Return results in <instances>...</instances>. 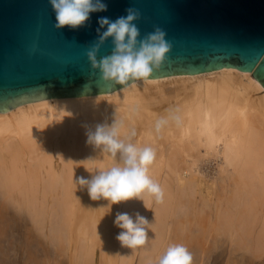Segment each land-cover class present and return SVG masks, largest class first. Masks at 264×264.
I'll list each match as a JSON object with an SVG mask.
<instances>
[{"label": "bare ground", "instance_id": "bare-ground-1", "mask_svg": "<svg viewBox=\"0 0 264 264\" xmlns=\"http://www.w3.org/2000/svg\"><path fill=\"white\" fill-rule=\"evenodd\" d=\"M170 112L180 124L157 134L156 119ZM116 121L119 139L156 150L150 174L163 203L147 195L92 200L79 185L122 164L119 153L87 142L97 125ZM212 162L218 169L206 167ZM118 213L146 218L144 246L116 239ZM31 242L69 250V264H157L176 244L192 264H264V88L237 71H216L0 115V264H26Z\"/></svg>", "mask_w": 264, "mask_h": 264}, {"label": "water", "instance_id": "water-1", "mask_svg": "<svg viewBox=\"0 0 264 264\" xmlns=\"http://www.w3.org/2000/svg\"><path fill=\"white\" fill-rule=\"evenodd\" d=\"M104 3L108 10L91 13L85 25L58 29L50 0H0V115L52 99L110 98L125 88L103 81L87 51L98 40V19L115 20L130 7L141 14L138 40L159 27L172 45L148 81L237 71L264 88V0ZM113 39L98 59L111 54Z\"/></svg>", "mask_w": 264, "mask_h": 264}, {"label": "clouds", "instance_id": "clouds-1", "mask_svg": "<svg viewBox=\"0 0 264 264\" xmlns=\"http://www.w3.org/2000/svg\"><path fill=\"white\" fill-rule=\"evenodd\" d=\"M55 13L58 29L79 28L90 19L93 12H104L108 6L104 0H50ZM140 12L135 8H127L126 15L115 20L100 17L97 29L98 40L93 42L87 51V56L93 69H98L101 79L112 85L132 87L137 81L147 82L155 72L160 71L171 52L172 45L166 39L167 33L157 27L142 40L140 29L135 23L140 18ZM101 29H106L101 31ZM114 38V48L110 55L98 59V54L108 38ZM131 82V83H129ZM174 121L181 122L178 114L171 113L156 119L154 130L157 134ZM122 122L116 121L111 127L97 125L94 131L88 133V143L102 146L113 158L119 153L122 164L114 163L111 167L99 171L91 180L80 177L79 185H88V193L92 200L110 201L119 204L131 199L144 198L145 195L154 198L159 204L164 201V190L150 174V166L156 159V150L151 146H138L125 143L118 138ZM133 130L131 136H135ZM148 221L139 213L135 219L127 213H118L115 224L122 230L116 239L122 246L137 249L144 246L148 240L144 227ZM192 253L181 244L171 245L158 258L157 264H192Z\"/></svg>", "mask_w": 264, "mask_h": 264}, {"label": "rangeland", "instance_id": "rangeland-1", "mask_svg": "<svg viewBox=\"0 0 264 264\" xmlns=\"http://www.w3.org/2000/svg\"><path fill=\"white\" fill-rule=\"evenodd\" d=\"M216 164H217L216 162H212V164L210 166H206V167H209V170H210V168H213V167L215 169H218V166ZM202 167H205V166L203 165ZM207 171H208V168H207ZM48 231L46 230L47 234L50 235L51 229L50 230L48 229ZM56 247L51 245V244H46V242H39L38 246H37V244L34 245L31 242L30 246H28V248H27L28 249V257L26 260L27 261L26 264H69L68 263L69 259L67 258L70 256L69 250L68 251L67 250L66 251L65 250L59 251V249L58 248L56 249ZM96 252L97 253L95 256V260L98 263L99 257H100L99 256L100 252H99V250H97ZM257 261H258L257 263L255 261L256 264H258L260 262V260H257Z\"/></svg>", "mask_w": 264, "mask_h": 264}]
</instances>
